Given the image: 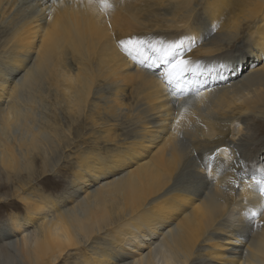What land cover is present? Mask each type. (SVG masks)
Instances as JSON below:
<instances>
[{
	"label": "bare ground",
	"instance_id": "6f19581e",
	"mask_svg": "<svg viewBox=\"0 0 264 264\" xmlns=\"http://www.w3.org/2000/svg\"><path fill=\"white\" fill-rule=\"evenodd\" d=\"M22 1L0 0V25L6 23L0 33V167H11L29 146L31 153L41 154L45 169L53 170L52 141L45 131L58 124L46 120L43 127L31 126V104L45 108L38 99L39 93L48 96L44 84L55 96L52 119L62 107L78 131L84 117L96 124L93 116L103 111L115 119L124 116L132 132L113 157L91 152L83 169L72 173L69 185L96 186L84 189L68 207L59 208L48 192H33L28 183L0 194V202L15 198L25 204L21 217L10 213L5 228L22 234L0 243V264H43L40 250L58 264L71 249L63 264H264V213L259 210L264 164L253 162L252 168L260 169L249 171L236 158L238 149L249 146L243 130L264 124V61L256 64L264 59V0H109L113 7L106 12L97 0ZM200 12L207 23L196 27ZM245 23L251 26L246 38L252 40L245 43L252 58L245 72L202 76V84L194 81L191 89L184 80L166 83L153 46L160 49L189 36L204 40V32L215 29L211 40L185 51V58L197 62L191 70L203 72L231 50ZM121 40L144 43L128 45L129 54ZM145 57L143 65L137 63ZM32 87H38V96L28 93ZM103 87L109 91L105 96ZM197 90L199 96L189 95ZM95 95L102 101L84 111ZM15 127H21L19 137ZM226 136L238 137L229 147L231 155ZM182 137L191 142L189 148L180 143ZM200 153L207 157L204 169L195 158ZM250 212L257 213L254 220L242 221ZM32 220L37 224L30 227Z\"/></svg>",
	"mask_w": 264,
	"mask_h": 264
},
{
	"label": "rangeland",
	"instance_id": "374dc122",
	"mask_svg": "<svg viewBox=\"0 0 264 264\" xmlns=\"http://www.w3.org/2000/svg\"><path fill=\"white\" fill-rule=\"evenodd\" d=\"M232 1L233 0H231V2ZM22 2H25V0ZM30 2L32 4H35L34 0L33 1L31 0ZM26 5L27 4H24L22 6H26ZM198 19L195 22L196 27L205 25L204 24L205 22L207 23V21L203 22L204 20H206V16L202 12H200V16ZM244 25L246 26V28L243 29V31H244V32H242L243 35L242 34L240 35V38L237 40V42H235L234 46L231 48V50H229V52L225 51L224 53H222V55H220L218 58L219 60H216L217 62L216 61L211 62L209 70L206 71V69H204V68H203V72H201L199 69L191 70V72L185 77L186 80L184 79V82L187 84L186 87L191 89L189 84L194 82V81L195 82H201L202 76L207 75L206 77H209V79H210V78H213V75H217L214 77L215 79H217L218 75H220V74L226 75V73H229V72H233V73H235V71L241 72V69L245 72L247 67L250 65V62L252 61V58L249 56L248 50H247L248 44H245V43L252 42V40L248 41V38H246L247 33L251 30L250 23L249 24L245 23ZM5 28H6V23L1 24L0 25V33H2V31ZM215 31L216 30L214 29V30H209L206 33L204 32V35L202 37L204 40H201V41L202 42H208L209 40H211L213 38V36L216 34ZM211 35H212V37H211ZM223 37L224 36H220V38H223ZM2 39L3 38H1V36H0V41H2ZM202 42H200V43H202ZM242 42H244L245 45ZM236 47H238L237 50H235ZM0 51L2 52V50H0ZM232 60H234V62ZM263 61H264V59L260 60L256 64H260ZM220 65H226V67L221 68ZM151 67H152V65H151ZM159 68H160V66H158V68L155 71L157 72L159 70ZM233 69H234V71H233ZM23 70L24 69H21L20 71H18L13 76L12 81L17 80L21 76ZM222 73H224V74H222ZM242 75H244V74H242ZM238 77L240 78V75L235 77V78H238ZM222 82H224V81L223 80H217V83H222ZM10 83H12V82H10ZM201 84H202V82H201ZM201 84H199V85H201ZM41 88H43L46 91V94L48 93V96L44 95L42 93H39L40 94L39 95L38 94V90H39L38 87H32L31 89L28 90V93H30V94H33L36 96L39 95V97H40V98H38V99H40L39 101L44 102V104L46 103L45 108L42 107L43 109L40 108L41 106L36 107L37 105H35V104L33 105V103L31 104L32 107L35 108V111H33L34 110L33 108L30 109L32 112L35 113L34 114L35 121H34V123L31 124V126L34 127L37 124H39V125L41 124V127H43V124L46 120L51 121L52 124L53 123L58 124V126L55 124L57 127L52 128L49 132L45 131L47 134L49 133L48 138L50 139V141H52V143H51L52 148H50V149H52L53 153L50 150V155H51L50 156V161H51L50 168L53 170L50 172L47 171L45 169L46 168L45 161H44L43 157L41 156V154L38 151H32V153H31L30 147L28 146L27 149L25 148L27 150V151L25 150L26 154L24 152L22 154H19V156L18 155L16 156V158L19 159V161L16 159V163H14L15 165L13 164L11 167H6V166L0 167V194H4V193L8 194L10 192L14 193L16 191V189L13 188L14 186H16V185L21 186V185H23V183L24 184L28 183L27 185L31 186V188H30L31 191H33V192L34 191L35 192L43 191L40 195H42L43 193H44L43 195H47V196L50 195V200H53V202L57 201L59 208H61V205H62V207H65V206L68 207L74 203V201L77 199L76 197L79 198V196L83 195V192H87L85 190L88 189V186L85 185L84 183H81L82 186L85 187L84 188L85 190L83 189L84 191L77 188L79 183L78 184L76 183L74 185H72V183H71V185H69L71 177H72V173L73 172L76 173L77 169H83V167H84L83 164L86 161L85 158H87L91 154V152L94 154H105L107 152H110L109 153L110 157H113V154L116 153L117 150H121L123 148L122 146L125 145L123 143L128 138V135L126 136V134L131 135L132 130L129 129L130 128L129 126L128 127L125 126L127 124V120L123 119L124 116L122 118H121V116L116 117V119H115V117H110L102 111L104 106H105V105H102L103 108H102V110H100V111H102V113H98V114L96 113L95 116H93V119L94 120L96 119V124H94L90 119L86 120V117H84L85 121L83 120L84 124H83L82 128L78 131H75L73 129V127L70 125V123H69L70 121H67L68 119H70L68 113H65L66 111L62 107H58V106L56 107L57 118L59 119V117H60L59 120L57 118L52 119L50 117V115H51L50 114V105H52L51 104L52 102H50V101H53V99H55V96L52 94L50 95L51 91L48 90V87L45 84L42 85ZM103 89H105V90H103ZM106 90H107L106 87L102 88L103 92H101V93L104 94L103 96H105L109 93V91L106 92ZM124 98L127 100L126 102H128V98L126 96ZM43 99H44V101H43ZM100 100L102 101V99H100L99 96H97V95L91 97L90 101H88V103L85 104L86 107L84 106L85 107L84 111L87 109L88 106H92V104H96ZM101 104H103V103L101 102ZM60 108L63 110H61ZM126 109H129V108H125L124 111H126ZM62 111L65 113V116H64V113ZM248 117L249 116L244 117L245 121ZM113 118H114V120H113ZM121 120H123V122ZM36 121L37 122L39 121V122L36 123ZM59 121H61V122H59ZM118 121H121L122 124H120L121 122H118ZM244 125H245V123L243 124V126ZM68 126H70V127H68ZM93 126H96V127H93ZM244 127H246V126H244ZM20 128L19 127L14 128L15 136L19 137L20 135H22V131L20 130ZM128 129H129V131H128ZM125 130H126V132L124 133ZM243 131H244V133H246V135H248V138L244 137L243 141L248 143L249 146H244V147H241L240 149H238V157H236V158L239 159L241 161V164L244 166V168L248 169L249 171L251 169H260L258 167L252 168V163L253 162H258V163L261 162L262 164H264V124L261 125L260 129H259V125L257 124L255 126H252L251 130L244 129ZM246 131H248V132H246ZM79 132H80V134H79ZM50 133H51V135H50ZM124 135H125V137H124ZM23 136H26V134L23 133ZM55 136L57 137L56 139H54ZM65 137H66V139H65ZM111 137L113 139L112 142L109 140V138H111ZM129 137H131V136H129ZM60 138H62V139L60 140ZM182 138H184V137H182ZM237 138H238L237 136L234 138L230 137V136H226L225 141H226V143H228L227 144L228 149H229V147H232V145H233L232 141H235V142L238 141ZM128 140H130V138H128ZM180 140H181L180 143H183V144L185 143V145L188 144L187 148H189L191 142L188 143L187 137H185L184 139H180ZM120 143L122 144V146L120 145ZM69 147H71V148H69ZM228 151H229L228 154H230V149ZM32 155H34V156H32ZM221 156L223 158L224 154H220L219 158H221ZM20 158H22L23 160ZM195 158H198V161L197 160L196 161H197L199 166H201V167L204 166L205 160L207 159L205 154H203V153L197 154ZM218 162H219V160H218ZM220 162H222V161L220 160ZM134 164L135 163H133L131 165L129 164L127 166H124L123 168H129L130 169L134 166ZM220 165H221V163H220ZM263 168H264V166H263ZM13 169H14V171H15V169H17V172L16 171L14 172ZM199 169H201V168H199ZM14 174H18V176L15 177ZM19 177H20V179L18 180ZM85 178H88V177L85 176ZM9 184H10V189L7 188V186ZM91 184L92 185H91V187H89V189H92L93 187L96 186L95 182H93ZM74 188H76V189H74ZM23 191H24V189H23ZM47 192L49 195L47 194ZM67 192H69V193H67ZM7 197L9 198L11 196L7 195ZM24 205L25 204H23L21 201L20 202L15 201V198L14 199L10 198V201L5 202V203L0 202V243L3 241H6V240H10L11 238H14V237L16 238V237L21 236V234H22L21 232L15 233L14 235L9 234L8 228H5V227H8V221H9L8 218L12 213H14L13 211H15L17 214H19L20 217L22 216V214H24V211L22 210ZM251 218H252V220H254L253 217H251ZM35 224H37V221L32 220L30 227L35 226ZM240 248L243 249L244 245H242ZM40 251L43 253H41ZM40 251H38L39 253H41L40 254L41 256L39 255L40 263L51 264V262L49 261L48 252L47 251L45 252L42 250H40ZM74 251H75V249H71L67 252V254L62 255L63 259L61 257L59 259L58 264H63V262L65 260H69L68 254H72ZM73 256L77 257L76 255H73ZM5 257H6V255H5ZM41 258L42 259L44 258V261ZM4 259L5 258L3 257L2 260H4ZM12 264H15V263H12ZM69 264H71V263H69Z\"/></svg>",
	"mask_w": 264,
	"mask_h": 264
},
{
	"label": "snow or ice",
	"instance_id": "6c2138e0",
	"mask_svg": "<svg viewBox=\"0 0 264 264\" xmlns=\"http://www.w3.org/2000/svg\"><path fill=\"white\" fill-rule=\"evenodd\" d=\"M89 2L91 3L92 0H89ZM97 3L102 12H106L108 9L113 7V5L109 2V0H97ZM199 42H202L199 37L189 36L186 38V41L181 40L178 42L166 44L163 45L162 48L160 49H157L155 48V46H153V51L159 54L158 58L161 64L165 67V71L164 73H162V76L169 86H172L184 80L185 77L191 72V65L197 62L185 58V51H191V49L197 46ZM134 43L143 45L144 42L143 41L133 42L132 40L119 41L120 46L124 48V50L129 54H131L133 49L129 48L128 45H134ZM182 45H186V47H182ZM133 59H135V57H133ZM146 59L147 58L145 57V59L138 60L137 63L143 65ZM220 67L225 68L226 65H220ZM200 94H201L200 90H197L194 93H189V95H196V96H199ZM182 115L183 112L180 113V116ZM179 118L180 117L178 116L177 123L179 122ZM238 188L239 186H237V190ZM259 194L261 197H264V182H262L261 186L259 187ZM259 210L261 213H264V201L260 203ZM256 215H257L256 212L246 213L242 217V221L248 220L249 217L254 218Z\"/></svg>",
	"mask_w": 264,
	"mask_h": 264
}]
</instances>
